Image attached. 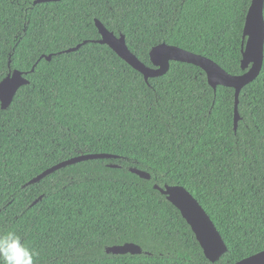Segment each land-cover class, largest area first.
Returning <instances> with one entry per match:
<instances>
[{
  "label": "trees",
  "instance_id": "trees-1",
  "mask_svg": "<svg viewBox=\"0 0 264 264\" xmlns=\"http://www.w3.org/2000/svg\"><path fill=\"white\" fill-rule=\"evenodd\" d=\"M33 1L0 0V82L15 69L29 81L6 109L0 102V233L16 232L38 253L35 264H232L263 250L264 60L240 90L235 130L234 89L212 88L200 67L170 61L165 74L145 80L91 41L100 38L97 18L124 34L146 65L153 66L151 48L165 42L240 74L251 0ZM95 152L116 157L79 161L26 184ZM154 184L184 186L226 252L208 260ZM125 242L142 252H106Z\"/></svg>",
  "mask_w": 264,
  "mask_h": 264
},
{
  "label": "water",
  "instance_id": "water-1",
  "mask_svg": "<svg viewBox=\"0 0 264 264\" xmlns=\"http://www.w3.org/2000/svg\"><path fill=\"white\" fill-rule=\"evenodd\" d=\"M49 1L59 0H34L33 4ZM263 8L264 0H251L247 10L243 27L241 51V68L245 71L240 74H231L222 68L217 62L206 56L191 52L176 45L167 44L165 42L157 44L151 48L149 56L153 66L146 65L130 51L124 34H119L117 36L113 31L107 29L97 18L94 19V22L99 31L100 38L91 41L108 45L117 55L143 74L145 80H148L150 77L165 74L169 70L170 61H181L200 67L206 73L207 81L212 88L216 89L218 85H222L232 87L234 89V129L236 130L238 121L240 120L238 112L240 90L259 75L263 65ZM87 41L88 40H84L76 46L59 51V53L76 51ZM42 57L50 60L52 54H43L40 58ZM33 68L34 66L31 70H33ZM28 83L29 81L23 76L22 71L15 69L13 72H10L8 76L0 82V102L2 108L6 109L10 105L18 88L21 85ZM113 157H116V155L106 152L80 153L48 167L38 175L28 180L26 184L35 183L44 176L69 164L95 158ZM110 166L115 167L117 165L112 164ZM130 171L137 174L141 178H150V173L145 170L130 167ZM153 187L165 195L167 200L178 208L182 217L190 225L205 257L208 260L215 262L219 256L226 252L227 246L210 216L207 214L199 201L184 186L179 184H165L161 187L158 184H154ZM41 197L42 196H39L32 204H35L41 199ZM106 252L113 254H140L142 252V248L133 242H125L123 244L108 246L106 248ZM232 264H264V249L244 257Z\"/></svg>",
  "mask_w": 264,
  "mask_h": 264
},
{
  "label": "clouds",
  "instance_id": "clouds-1",
  "mask_svg": "<svg viewBox=\"0 0 264 264\" xmlns=\"http://www.w3.org/2000/svg\"><path fill=\"white\" fill-rule=\"evenodd\" d=\"M36 255L16 232L0 233V264H35Z\"/></svg>",
  "mask_w": 264,
  "mask_h": 264
}]
</instances>
